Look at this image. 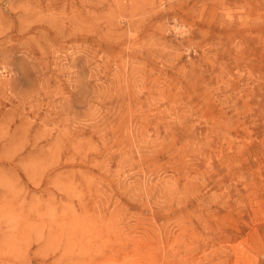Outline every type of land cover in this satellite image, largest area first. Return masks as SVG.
Here are the masks:
<instances>
[{
  "label": "rangeland",
  "instance_id": "374dc122",
  "mask_svg": "<svg viewBox=\"0 0 264 264\" xmlns=\"http://www.w3.org/2000/svg\"><path fill=\"white\" fill-rule=\"evenodd\" d=\"M0 264H264V0H0Z\"/></svg>",
  "mask_w": 264,
  "mask_h": 264
}]
</instances>
